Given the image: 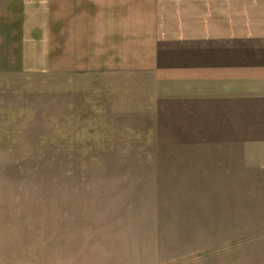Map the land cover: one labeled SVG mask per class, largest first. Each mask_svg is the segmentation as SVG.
<instances>
[{"label": "rangeland", "instance_id": "1", "mask_svg": "<svg viewBox=\"0 0 264 264\" xmlns=\"http://www.w3.org/2000/svg\"><path fill=\"white\" fill-rule=\"evenodd\" d=\"M60 40L0 73V264H264V108L162 99Z\"/></svg>", "mask_w": 264, "mask_h": 264}, {"label": "crops", "instance_id": "2", "mask_svg": "<svg viewBox=\"0 0 264 264\" xmlns=\"http://www.w3.org/2000/svg\"><path fill=\"white\" fill-rule=\"evenodd\" d=\"M72 27L74 69L144 73L200 109L264 108V0H0V73L29 72L32 51L46 66Z\"/></svg>", "mask_w": 264, "mask_h": 264}]
</instances>
